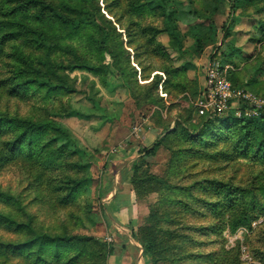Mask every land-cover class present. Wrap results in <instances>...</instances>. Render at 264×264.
Returning <instances> with one entry per match:
<instances>
[{
	"label": "trees",
	"instance_id": "16d2710c",
	"mask_svg": "<svg viewBox=\"0 0 264 264\" xmlns=\"http://www.w3.org/2000/svg\"><path fill=\"white\" fill-rule=\"evenodd\" d=\"M93 1L0 0V30L3 31L0 35V63L6 60L9 66L7 73L10 74L8 81H11L7 86V81L0 79V98L6 94L10 98L22 100L25 92L33 91L35 98L41 95V103L44 104L40 107L36 100L30 102L31 115L25 119L0 113V166L11 163L13 159L21 156L20 163H16L15 166L22 173H26L27 170L31 172L32 165H35L43 172V176L36 177L37 182L45 186L59 207L70 209L64 234L51 236L36 229L31 218L26 220L23 216L17 215V210L14 209V211L11 207H16L15 204L10 203L12 199L0 194V204L7 209L4 213L0 212V227L13 236L9 240H3L0 236V264H92L95 261L106 264L112 253V249L107 245L84 236H72L69 233L70 229L84 226L82 208L80 204L77 205L78 208L74 205L75 197L84 185L92 181V178L88 176L90 164L85 162L86 152L77 147L69 132L59 123L65 119H90L93 116L72 108L70 97L80 91L74 87V83L69 78L76 71L99 80L104 74L105 65L102 62L110 31L104 33L98 25L96 19L98 9L92 10L89 7ZM107 1H110V6L119 16L118 23L122 24L125 17L128 20L129 17L135 19L127 31V38L133 41L127 44L128 46L138 45L143 50V56L151 52L154 55L158 53L157 56H159V52L163 49L156 44L155 38L160 34H166L169 37V48L176 53L183 51L186 37L193 39L192 53L194 55L207 43H216L214 37L216 29L206 16L201 17V23L190 28L185 35L179 32L174 9L176 0H157L156 6L151 9L145 0ZM210 1L221 6L229 5L230 13L221 27L226 39L229 38L230 31L236 23V21H230L235 8L246 4L257 16L264 15V0ZM152 17L159 21L158 24L143 25L146 19H152ZM257 28L256 44L259 51L256 60L260 63L259 67H262L258 74L264 75V55H262L264 21ZM98 36H101L102 41L97 40ZM63 40L78 44L79 48L86 52V58L80 53L82 61L76 59L74 49L68 46L63 48L60 45ZM217 42L219 43V46L216 45L218 51L224 40L219 39ZM161 56L164 57V55ZM230 56L227 55L226 60H229ZM113 62L116 63L121 80L126 81L133 76L126 75L128 62L122 59L117 48ZM2 69L3 66L0 65V70ZM164 75V79L157 81L155 88L160 86L161 92L165 93L168 99L181 94L173 88L175 76L171 75L166 68ZM227 79L233 82L232 77L228 76ZM255 84H258L257 81ZM127 86L130 89L133 88L128 83ZM177 87L184 90L181 84ZM256 90L264 98V88L258 87ZM176 91L177 94L174 95ZM184 97L183 95L181 99L185 101ZM63 98H68L67 103L62 104ZM52 99H56L54 105L57 104V106L46 107L45 102ZM88 100L93 108L87 112L97 110L99 104L93 99ZM199 118V129L193 126L185 127L180 123H175L174 130L170 132L167 128L164 129L165 135L157 136L151 148L138 153V158L131 166V186L135 196L139 197L142 192L158 196L156 203L150 206L152 209L149 211L147 223L138 229L139 236L135 237L142 247V255L149 264H182L186 261L194 264H228L226 263L228 256L236 251L237 243L233 249L225 251L223 248L216 259L206 255L202 263L198 261L197 256L189 255L179 240L172 244L167 243L175 232L174 228L182 225V220H185L184 215L190 213L188 204L178 199L181 194L185 196L188 191L199 193V197L214 198L211 205L204 207L203 217L207 226L198 230L217 236L221 239V245H223L222 235L225 231L233 235L253 218L264 216V186L258 177L251 183L244 181L243 185L237 187L233 182L231 184L217 181L204 183L216 188L213 192L211 187L201 188L203 185L201 182L194 183L189 190H180L178 187L167 186L165 180L168 179L155 177L147 171H140L146 158L152 157L165 142L177 135H179V141L191 147H185L174 154L179 158L175 165L169 164L170 173H174V169L181 167H189V170L195 168L191 162L201 160L203 157L201 146L206 147L204 149L207 150L208 155L216 147L224 149L222 154L216 155L215 161L220 162L225 159L232 167L237 168L236 174L242 173H240L239 168L242 166L238 163L239 161H249L251 164L264 166V108L257 113V116ZM3 134L10 135L7 142L2 141ZM173 162L172 158L170 163ZM171 177L174 179L178 176L171 174ZM158 202L159 207L161 203L169 205V211L162 213L158 207L156 209ZM196 204L202 205L200 201ZM17 216L21 218L20 221L16 220ZM174 238L179 237L174 236ZM175 250H181L183 255H173ZM230 264H238L237 259L234 258Z\"/></svg>",
	"mask_w": 264,
	"mask_h": 264
},
{
	"label": "rangeland",
	"instance_id": "374dc122",
	"mask_svg": "<svg viewBox=\"0 0 264 264\" xmlns=\"http://www.w3.org/2000/svg\"><path fill=\"white\" fill-rule=\"evenodd\" d=\"M145 1L150 9L156 6L157 0ZM176 1L174 9L179 32L185 35L190 28L201 23V17L206 16L216 29L214 37L217 44L215 42L207 43L201 51H197L194 55L192 53L193 39L186 37L183 51L176 53L169 48V37L166 34H160L155 38L156 44H159L163 49L159 52V56H157L158 53L154 55L152 52L143 56V50L138 45L130 44L128 46L127 44L129 41H133L131 38H127V31L135 19L129 17L128 20L125 17L122 24L118 23L119 16L110 6V1L94 0L89 7L92 10L98 9L96 14L98 25L104 33L110 31V36L105 43L106 53L102 62L105 65L104 74L101 80L78 71L69 77L74 83V87L80 91L70 97L72 108L93 115L90 119L70 118L59 121L60 125L69 132L77 147L86 152L85 162L90 164L88 176L92 178V181L84 185L75 197L74 205L78 208L77 205L80 204V208H82L81 215L84 226L70 229L69 233L72 236H84L102 245H107L112 251L115 239L119 238L121 243H124L126 236L123 233L127 232L132 238L129 242L137 245L142 254V247L135 237L139 236L138 229L147 223L149 211L152 209L150 206L156 203L158 196L142 192L139 197H136L134 194L135 206L128 212L132 224L124 225L126 231H118L106 204L102 202L104 187L106 188L109 183L121 180L119 186L129 184L134 193L131 186V166L138 158V153L151 148L157 136L165 135L164 129L167 128L168 132L174 130L175 123L199 129L200 118L197 116L195 104L201 95L204 70L209 61L215 59L221 64L226 71V79L228 76L233 79V82L227 79L232 90L239 93L232 100L229 109L219 115L220 118L248 117L252 116L253 112L258 113L264 108V98L256 90L258 87L264 88V75L258 74L262 67H259L260 63L256 60L259 51L256 44L257 27L264 21V15L257 16L246 4L235 8L230 16V21H236V23L230 31L229 38L226 39L221 27L230 13L229 5L221 6L210 0ZM158 22L152 17V19H146L143 25H156ZM2 33L3 31L0 30V35ZM219 39H223L224 43L217 51L216 45L218 46L217 40ZM97 40L102 41L101 36H98ZM60 45L63 48L68 46L74 49L77 55L76 59L82 61L80 53L86 58V52L79 48L78 44L63 40ZM116 48L121 53L122 59L128 62L126 75H133L126 81L121 80L116 63L113 62ZM155 49L158 50L157 47ZM233 51H237V53H233ZM227 55H231L229 60H226ZM0 65L3 66V69L0 70V79L7 81L6 85L8 86L11 82L8 81L10 78V74L7 73L9 66L5 59ZM165 68L175 76L173 77V85H175L173 88L181 93L172 97L173 102L172 99L166 98L165 93L161 92L160 86L155 88L157 81L164 79ZM255 81L258 84H255ZM252 82L253 84H251ZM127 83L133 88L130 89ZM179 84L184 86L185 91L177 87ZM177 91L174 92V95L177 94ZM34 94L33 91L25 92L23 101L3 94L0 98V113L19 119L30 117V102L36 100L40 107L44 105L41 103V95H37L35 98ZM183 95L185 101L181 99ZM246 96L253 97L259 106H255ZM88 99H93L99 104L97 110L87 112L93 108ZM55 101L56 99H52L45 102L46 107L57 106V104L54 105ZM61 101L62 104H65L68 98H63ZM178 136L172 137L152 157L146 158L140 171H147L155 177L168 179L165 180L167 186L178 187L180 190H189L194 183L201 182L203 183L201 188L211 187L215 192L216 188L204 183L217 181L231 184L233 182L237 187L243 185L244 181L251 183L256 177L262 181L264 186V166L251 164L249 161H239L238 163L242 166L239 169L242 173L236 174L237 168L232 167L225 159L220 162L215 161L216 155L224 152V149L220 147H216L208 155L206 154L207 150L204 149L206 147L201 146L203 157L201 160L191 162L195 168L189 170V167H181L177 170L174 169V173H170L169 164L175 165L179 158L174 154L185 147H191V145L185 146L179 141ZM1 137L2 141L7 142L10 135L3 134ZM20 157H16L11 163L0 166V194L9 196L8 198L12 199L10 203L17 207L11 206L12 210H17L16 214L23 216L26 220L31 218L36 229L51 236H62L68 225L66 222L70 211L69 207H59L45 186L37 182L36 177L43 176V172L35 165H32L31 172L27 170L26 173H22L15 166L16 163H20ZM172 158L174 162L170 163ZM171 174L178 177L172 179ZM160 199L164 200L162 197ZM178 199L188 204L190 213L184 215L185 220H182V225L174 228L175 232L167 240V243L172 244L179 240L187 253L197 256L198 261L202 263L206 255L216 259L223 248L225 251L233 249L237 243L236 251L228 256L227 260L225 259L226 263L230 264L236 258L238 264H264V216L253 218L233 235L225 231L222 235L223 245H221V239L217 236L198 230L207 226L203 217L204 207L211 205L214 198L199 197V193L188 191L185 196L181 194ZM198 201L201 202V206H197ZM158 205L159 202L155 208L158 207L160 212L169 211V205L162 203L160 207ZM6 211V207L0 204V212ZM16 220L20 221L21 218L17 216ZM115 226L116 236L113 231ZM1 228L0 236L3 237V240L12 239L13 236ZM118 233L121 236H118ZM174 236L179 238L175 239ZM176 254L183 255V252L175 250L173 255ZM142 257L144 258L143 255ZM144 260L146 264H149L145 258ZM101 262L95 261L92 264H101ZM106 264H108V260ZM182 264L194 263L186 261Z\"/></svg>",
	"mask_w": 264,
	"mask_h": 264
},
{
	"label": "crops",
	"instance_id": "0c3cea01",
	"mask_svg": "<svg viewBox=\"0 0 264 264\" xmlns=\"http://www.w3.org/2000/svg\"><path fill=\"white\" fill-rule=\"evenodd\" d=\"M120 182L115 181L112 184L109 183L106 188L104 187L102 202L106 204L110 217L114 220L118 228L117 230L126 231L124 225L132 224L131 219L128 217V212L134 208L136 198L130 185L124 184L123 186H119ZM116 226L113 229L115 236ZM123 234L126 236L124 237L125 241L121 243L119 238L115 239L113 253L108 259V264H146V261L142 257L141 250L138 249L137 245L129 242V240L132 239L130 235H128L127 232ZM118 236L121 235L118 233Z\"/></svg>",
	"mask_w": 264,
	"mask_h": 264
},
{
	"label": "built area",
	"instance_id": "2783aa9c",
	"mask_svg": "<svg viewBox=\"0 0 264 264\" xmlns=\"http://www.w3.org/2000/svg\"><path fill=\"white\" fill-rule=\"evenodd\" d=\"M225 72L217 60H211L205 66L201 95L195 104L198 117L219 116L229 109L232 100L239 95L232 90ZM246 97L255 106H259L253 97ZM252 116H257V113L253 112Z\"/></svg>",
	"mask_w": 264,
	"mask_h": 264
}]
</instances>
